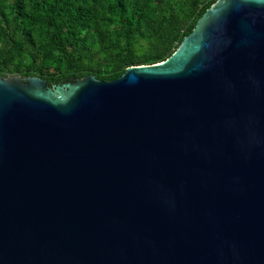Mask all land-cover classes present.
<instances>
[{"label":"water","instance_id":"obj_1","mask_svg":"<svg viewBox=\"0 0 264 264\" xmlns=\"http://www.w3.org/2000/svg\"><path fill=\"white\" fill-rule=\"evenodd\" d=\"M0 264H264V0L113 80L0 75Z\"/></svg>","mask_w":264,"mask_h":264},{"label":"trees","instance_id":"obj_2","mask_svg":"<svg viewBox=\"0 0 264 264\" xmlns=\"http://www.w3.org/2000/svg\"><path fill=\"white\" fill-rule=\"evenodd\" d=\"M216 0H0V75L62 84L168 58Z\"/></svg>","mask_w":264,"mask_h":264}]
</instances>
